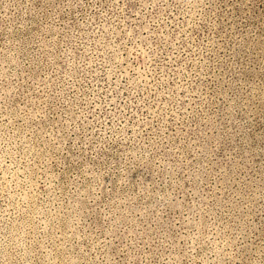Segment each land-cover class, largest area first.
<instances>
[{
    "label": "rangeland",
    "instance_id": "obj_1",
    "mask_svg": "<svg viewBox=\"0 0 264 264\" xmlns=\"http://www.w3.org/2000/svg\"><path fill=\"white\" fill-rule=\"evenodd\" d=\"M0 264H264V0H0Z\"/></svg>",
    "mask_w": 264,
    "mask_h": 264
}]
</instances>
